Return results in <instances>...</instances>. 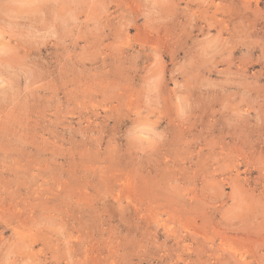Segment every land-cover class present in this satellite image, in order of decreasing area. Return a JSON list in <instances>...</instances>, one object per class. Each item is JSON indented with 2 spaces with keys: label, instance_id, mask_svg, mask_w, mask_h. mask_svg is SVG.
Here are the masks:
<instances>
[{
  "label": "rangeland",
  "instance_id": "374dc122",
  "mask_svg": "<svg viewBox=\"0 0 264 264\" xmlns=\"http://www.w3.org/2000/svg\"><path fill=\"white\" fill-rule=\"evenodd\" d=\"M0 264H264V0H0Z\"/></svg>",
  "mask_w": 264,
  "mask_h": 264
},
{
  "label": "bare ground",
  "instance_id": "6f19581e",
  "mask_svg": "<svg viewBox=\"0 0 264 264\" xmlns=\"http://www.w3.org/2000/svg\"><path fill=\"white\" fill-rule=\"evenodd\" d=\"M45 3V2H44Z\"/></svg>",
  "mask_w": 264,
  "mask_h": 264
}]
</instances>
